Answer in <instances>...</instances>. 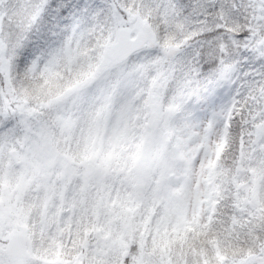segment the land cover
<instances>
[{"label":"snow or ice","instance_id":"6c2138e0","mask_svg":"<svg viewBox=\"0 0 264 264\" xmlns=\"http://www.w3.org/2000/svg\"><path fill=\"white\" fill-rule=\"evenodd\" d=\"M0 264H264V0H0Z\"/></svg>","mask_w":264,"mask_h":264}]
</instances>
